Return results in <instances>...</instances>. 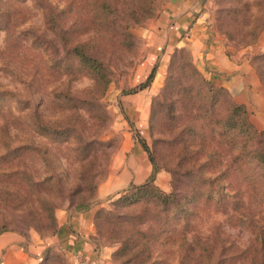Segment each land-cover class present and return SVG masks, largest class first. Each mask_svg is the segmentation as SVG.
Segmentation results:
<instances>
[{
	"label": "rangeland",
	"instance_id": "1",
	"mask_svg": "<svg viewBox=\"0 0 264 264\" xmlns=\"http://www.w3.org/2000/svg\"><path fill=\"white\" fill-rule=\"evenodd\" d=\"M127 2L123 0L118 13L131 23L130 39L104 51L109 82L102 90L69 53L73 43L95 33L94 27L84 24V15H92L89 6L83 14H71L68 0H0V92L7 93L4 112L11 111L6 118L9 138L18 133L13 119L21 114L22 100H29L31 110H38L45 120L61 119L58 127L64 128H58L60 135L37 136L30 131L43 155L33 154L26 171L39 181L52 174L56 183L52 189L45 184L35 187L19 206L10 198L5 202L0 199V225L8 231L52 235L57 229V213L74 209V199L92 196L90 204L97 201L99 185L126 166L136 144L154 161L144 182L155 168L153 184L165 194L172 192L179 145L169 142L187 119L180 103L171 112L176 114L173 122L165 107L176 97L178 84L194 81L190 75L196 67L191 51L183 47L171 53L161 70L158 67L160 53L149 42L148 32L169 0H133V9L143 7L144 13H149L152 8L139 22L123 11ZM198 4L196 12L207 28L221 35L231 48L250 51L252 65L264 85V0H199ZM108 45L103 43L102 48ZM150 75L148 85L140 89ZM169 81L174 85L168 99ZM224 92L232 99L228 90ZM134 96L141 97L140 104L133 99L131 106H143L137 114L129 113L123 103L125 97ZM263 118L254 125L258 131H264ZM4 120L0 115V126ZM0 136L8 139L2 132ZM179 140L177 136L175 141ZM253 177L256 188L252 189L235 174L236 189H223L220 201L195 199L186 218L174 217L165 225L156 220L157 209L147 198L130 199L132 203L115 208L116 201L134 191L132 185L141 184L129 183L105 197V206L94 217L95 238L100 245L113 247L108 264H264V186L257 187L264 179L257 174ZM189 182L188 176L181 175L180 193L189 192ZM227 183L222 181L224 186ZM47 206L53 207L52 220L47 217ZM133 227L144 233L174 231L176 238L184 232L187 239L164 243L162 233L148 249L132 253L126 244L131 246L136 239L129 238ZM40 264L68 261L56 246L49 248Z\"/></svg>",
	"mask_w": 264,
	"mask_h": 264
},
{
	"label": "trees",
	"instance_id": "2",
	"mask_svg": "<svg viewBox=\"0 0 264 264\" xmlns=\"http://www.w3.org/2000/svg\"><path fill=\"white\" fill-rule=\"evenodd\" d=\"M68 1L67 7L71 14H83L89 6L92 15H84V24L95 28L93 36L85 41L73 43L69 53L78 67L88 70L95 84L104 90L109 82L106 75L107 65L103 58L104 51L109 50L112 45H121L130 39L128 29L131 23L126 17H120L118 13L119 5H123V0H91L90 3L85 0ZM132 2L133 0H129L123 11L128 15H133L134 22H139L151 14L149 11L151 7L148 8L149 13H144L143 7L133 9ZM103 43L109 45L102 48ZM199 73L196 68H192L190 76L195 78H193L194 81L178 84L174 94L176 97L165 107L169 120L173 122L176 114L171 112L175 105L180 103V110L187 119L184 125L179 127V133L176 132L169 142L171 145H179L173 168L176 182L173 183L172 192L165 194L153 184L156 172L153 168V174L149 179L139 185H132L134 191L116 201L115 208L132 203L128 202L130 199L147 198L154 203L157 209L156 220L162 221L165 225L174 217L186 218L190 214L188 206L195 199L220 201L218 195L223 189L235 188L233 183L235 174L242 177V180H247V186L252 189L256 188L251 180L254 178L253 175L257 174L262 180L264 179V131H258L254 127L244 105L235 103L226 96L224 88L214 86ZM150 79L151 75L145 83L139 85V88L146 87ZM261 82L263 83L262 79ZM173 85L174 81L167 83L166 89L169 93L167 98L173 94ZM6 94V92H0V115L3 120L5 119L3 125L0 126V132L8 138L0 136V199L5 202L7 198H10V202L19 206L29 199L30 191L35 187L45 184L52 189L56 183L52 174H47L39 181L26 171L27 160L33 154L43 155L40 147L34 143L32 129L37 136H40L51 133L60 135L62 131L58 128H64L63 125L58 127L62 123L61 119L45 120L44 115L38 110H31L29 100H22L19 102L23 106L20 109L21 114L13 119V127L18 133L9 138V125L6 118L11 111L10 109L5 112L3 110ZM169 126L171 129H177L173 125ZM177 136H179V141H175ZM150 159L154 165L153 158L150 157ZM181 175L188 176L190 181L196 182L186 184V187H190L187 194L180 193V188H178ZM224 180H228L226 186L222 184ZM261 186L264 184L257 185L262 188ZM91 201L92 196L74 199L73 208L85 209L91 205ZM45 208L48 219L52 220L53 207ZM181 214L183 215L180 216ZM141 218L142 216H139L138 220ZM131 230L133 232L130 233L129 238L136 237V239L131 246L128 243L126 246L128 251L137 254L144 248L148 249L151 242L160 239L162 233L164 243L170 240H179L183 243L187 239L184 232L182 234L180 232L176 238L174 231L155 233V230H152L150 233H144L135 227ZM4 231L8 229L2 224L0 233ZM190 250L195 249L190 248Z\"/></svg>",
	"mask_w": 264,
	"mask_h": 264
},
{
	"label": "crops",
	"instance_id": "3",
	"mask_svg": "<svg viewBox=\"0 0 264 264\" xmlns=\"http://www.w3.org/2000/svg\"><path fill=\"white\" fill-rule=\"evenodd\" d=\"M198 3L199 0H169L153 27H149V42L160 53L158 67L162 69L176 48L189 49L197 70L213 85L228 90L235 103L244 105L256 127L264 117V85L252 65V54L247 49L231 48L221 35L207 28L196 12ZM138 96L123 99L129 113L141 111L143 106H131L133 99L140 104ZM151 172L147 154L136 144L126 166L99 185L97 201L85 209L57 213V229L52 235L0 233V264H40L49 248L56 246L61 248L68 264H108L113 247L100 245L96 240L95 214L105 206L104 199L111 191L129 183H142Z\"/></svg>",
	"mask_w": 264,
	"mask_h": 264
}]
</instances>
